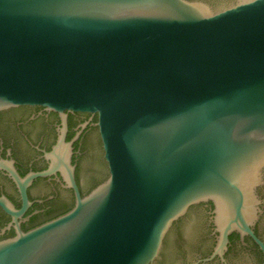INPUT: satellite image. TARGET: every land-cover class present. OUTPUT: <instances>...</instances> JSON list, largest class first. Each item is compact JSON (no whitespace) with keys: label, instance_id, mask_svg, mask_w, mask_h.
<instances>
[{"label":"water","instance_id":"obj_1","mask_svg":"<svg viewBox=\"0 0 264 264\" xmlns=\"http://www.w3.org/2000/svg\"><path fill=\"white\" fill-rule=\"evenodd\" d=\"M0 264H264V0H0Z\"/></svg>","mask_w":264,"mask_h":264}]
</instances>
